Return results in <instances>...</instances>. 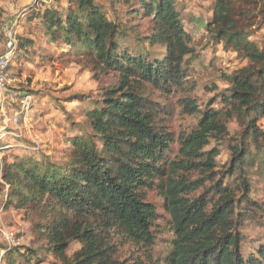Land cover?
Masks as SVG:
<instances>
[{
	"label": "trees",
	"instance_id": "1",
	"mask_svg": "<svg viewBox=\"0 0 264 264\" xmlns=\"http://www.w3.org/2000/svg\"><path fill=\"white\" fill-rule=\"evenodd\" d=\"M124 1L129 5L133 0ZM138 1L153 28L133 43L129 29L112 20L96 0H69L73 6L64 13H44L43 27L53 39L95 58L92 62L106 73H118L119 81L105 91L102 105L87 114L92 134L70 140L73 151L66 166L17 160L3 168L8 203L47 221L45 240L63 264H144L118 259L116 242L123 239L151 251L159 217L147 194L157 190L174 234L167 264H264V245L246 255L241 231L260 209L250 195L252 175L258 173L255 163L264 173V127L259 125L264 119V47L248 31L256 22L250 13L261 1L213 0L208 33L248 66L228 78L223 109L202 110L191 97L182 98L184 112L199 123L177 141L152 96L159 91L182 97L194 39L176 1ZM146 43L165 53L147 51ZM232 120L243 130L229 138ZM226 139L231 140L232 160L225 177L216 178L221 151L208 148L212 141ZM176 142L178 154L170 159L167 154ZM72 242L81 248L68 258Z\"/></svg>",
	"mask_w": 264,
	"mask_h": 264
},
{
	"label": "rangeland",
	"instance_id": "2",
	"mask_svg": "<svg viewBox=\"0 0 264 264\" xmlns=\"http://www.w3.org/2000/svg\"><path fill=\"white\" fill-rule=\"evenodd\" d=\"M112 20L128 30L131 43L136 37L148 36L153 28L151 20L143 13L138 0L127 5L125 1L96 0ZM180 12L185 30L194 39L195 53L186 60L188 78L184 94L164 95L155 91L152 99L160 111V117L173 133L176 141L183 133H189L198 126V119L186 114L182 98L194 99L202 110L209 107L223 109V96L227 95L231 83L228 78L248 66V61L237 53L225 50L207 31L213 17V0H174ZM256 12L250 13L254 26L250 25L251 40L264 47V0ZM114 2V5L112 3ZM47 3V4H46ZM73 3L69 0H0V55L8 49V33L13 29L17 48L13 57L15 83L12 87L21 96H28L32 104L27 118L18 125L6 123L11 119L13 109L6 107V116L0 114V264H63L52 252L45 240L47 221L30 215L26 209H16L8 202L9 186L1 179L3 168L17 160H31L35 164H55L66 166L70 162L73 146L70 140L92 134L87 114L102 105L105 91L119 81L118 73H106L83 53L76 51L63 39H53L43 27V15L48 9L64 13ZM247 20L246 24H249ZM256 23V24H255ZM138 35V36H137ZM147 51L165 53L164 48H151ZM78 47V46H77ZM82 50V49H81ZM80 50V51H81ZM17 105V104H16ZM13 105V108H16ZM264 127V119L259 123ZM236 120L228 125L229 138L236 137L241 131ZM231 140H214L208 149L217 148L221 152L214 168L216 178H224V171L231 163ZM179 150L174 143L167 157L173 159ZM251 178V199L260 205L257 215L245 222L241 231L247 239L244 245L246 255L255 254L264 245V173ZM211 176H208V178ZM190 179H198L191 176ZM207 185H212L210 182ZM148 202L158 213L154 226L156 242L149 253L120 239L116 242L118 259L133 263L167 264L173 239L170 215L166 201L160 191L148 192ZM252 217V216H251ZM2 229V230H1ZM6 230L16 239L18 246L2 239L1 232ZM81 248L72 242L67 257Z\"/></svg>",
	"mask_w": 264,
	"mask_h": 264
},
{
	"label": "built area",
	"instance_id": "3",
	"mask_svg": "<svg viewBox=\"0 0 264 264\" xmlns=\"http://www.w3.org/2000/svg\"><path fill=\"white\" fill-rule=\"evenodd\" d=\"M16 48V40L13 37V29H11L8 33L9 50L5 54L0 55V114H2V116H6L5 110L7 105L10 104L12 107L13 105L17 104L16 108H13V115L11 119L7 118L6 123L18 125L21 121L27 118V113L31 107L32 99L28 96H22V99H20L21 95L12 87V84L15 83V77L12 69L13 57ZM5 136L6 133H2L0 140ZM1 235L2 239L9 244H14L16 246L20 244L16 243V239L6 230H3Z\"/></svg>",
	"mask_w": 264,
	"mask_h": 264
},
{
	"label": "crops",
	"instance_id": "4",
	"mask_svg": "<svg viewBox=\"0 0 264 264\" xmlns=\"http://www.w3.org/2000/svg\"><path fill=\"white\" fill-rule=\"evenodd\" d=\"M13 109V107H11Z\"/></svg>",
	"mask_w": 264,
	"mask_h": 264
}]
</instances>
